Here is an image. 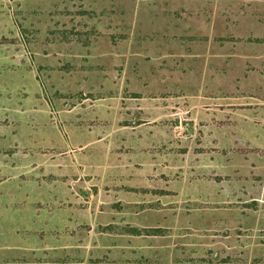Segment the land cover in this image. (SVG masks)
<instances>
[{
	"label": "rangeland",
	"instance_id": "obj_1",
	"mask_svg": "<svg viewBox=\"0 0 264 264\" xmlns=\"http://www.w3.org/2000/svg\"><path fill=\"white\" fill-rule=\"evenodd\" d=\"M0 264H264V0H0Z\"/></svg>",
	"mask_w": 264,
	"mask_h": 264
}]
</instances>
